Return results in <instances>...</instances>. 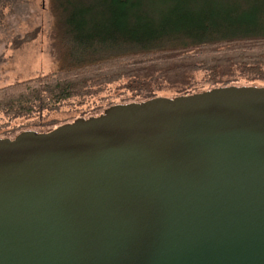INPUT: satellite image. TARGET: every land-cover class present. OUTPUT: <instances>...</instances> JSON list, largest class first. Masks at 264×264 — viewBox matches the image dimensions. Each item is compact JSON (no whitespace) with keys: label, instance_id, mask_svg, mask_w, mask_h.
<instances>
[{"label":"water","instance_id":"1","mask_svg":"<svg viewBox=\"0 0 264 264\" xmlns=\"http://www.w3.org/2000/svg\"><path fill=\"white\" fill-rule=\"evenodd\" d=\"M0 264H264V86L1 137Z\"/></svg>","mask_w":264,"mask_h":264},{"label":"trees","instance_id":"2","mask_svg":"<svg viewBox=\"0 0 264 264\" xmlns=\"http://www.w3.org/2000/svg\"><path fill=\"white\" fill-rule=\"evenodd\" d=\"M21 1L0 0V25ZM150 4L48 0L57 68L1 87L0 113L41 116L120 81L133 102L264 81V0H173L161 17L145 12ZM168 89L175 93L160 94Z\"/></svg>","mask_w":264,"mask_h":264},{"label":"rangeland","instance_id":"3","mask_svg":"<svg viewBox=\"0 0 264 264\" xmlns=\"http://www.w3.org/2000/svg\"><path fill=\"white\" fill-rule=\"evenodd\" d=\"M172 2L173 0H151L150 6L143 9L148 15L161 17ZM4 11V21L0 25V88L55 70L57 64L50 54L53 18L49 12L48 0H22L17 6ZM27 36H30L29 40H26ZM202 77V73L196 77L198 87L202 85ZM124 83L125 81H120L109 84L93 97L85 98L82 102L80 99H73L58 110L44 111L41 116L9 119L0 113V138H12L24 130L47 131L75 118L98 115L111 103L138 100L122 87ZM253 84L264 86V81L255 80ZM174 93V89L160 92L165 96Z\"/></svg>","mask_w":264,"mask_h":264}]
</instances>
